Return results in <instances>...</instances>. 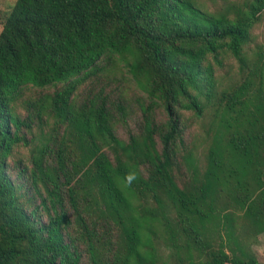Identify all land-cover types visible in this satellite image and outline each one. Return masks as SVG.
Instances as JSON below:
<instances>
[{"label":"trees","instance_id":"16d2710c","mask_svg":"<svg viewBox=\"0 0 264 264\" xmlns=\"http://www.w3.org/2000/svg\"><path fill=\"white\" fill-rule=\"evenodd\" d=\"M205 3L14 0L0 264H262L264 0Z\"/></svg>","mask_w":264,"mask_h":264},{"label":"rangeland","instance_id":"374dc122","mask_svg":"<svg viewBox=\"0 0 264 264\" xmlns=\"http://www.w3.org/2000/svg\"><path fill=\"white\" fill-rule=\"evenodd\" d=\"M225 0H205L206 6L210 10H213V8L217 9L219 6L223 4ZM14 0H0V22L1 19H3L4 15L9 11L10 7L12 6ZM0 30H1V24H0ZM253 36L255 43L257 44H264V15L259 24H257L253 29ZM230 64L232 65V70H235V62L233 60H230ZM115 74H111L110 76H118L123 73L122 71L116 70L114 72ZM118 80V82H115L111 85V90H115V92H122L124 95L132 98L136 95H139V92L135 90V87L128 81V80ZM159 116H163L162 112H158ZM190 114L186 113V117H189ZM135 123V120L131 123V126L133 127ZM197 137L200 138V126L198 124H195L192 128ZM120 137H125V134L123 130H119ZM254 251L257 254V258L260 263L264 264V233L258 236V242L253 246Z\"/></svg>","mask_w":264,"mask_h":264}]
</instances>
